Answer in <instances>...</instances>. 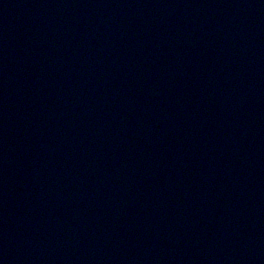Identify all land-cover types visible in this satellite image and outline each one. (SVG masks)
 I'll return each mask as SVG.
<instances>
[{"label": "water", "instance_id": "95a60500", "mask_svg": "<svg viewBox=\"0 0 264 264\" xmlns=\"http://www.w3.org/2000/svg\"><path fill=\"white\" fill-rule=\"evenodd\" d=\"M0 264H264V0H0Z\"/></svg>", "mask_w": 264, "mask_h": 264}]
</instances>
